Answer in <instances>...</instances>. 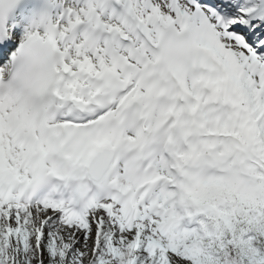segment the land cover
I'll return each mask as SVG.
<instances>
[{"label":"snow or ice","instance_id":"6c2138e0","mask_svg":"<svg viewBox=\"0 0 264 264\" xmlns=\"http://www.w3.org/2000/svg\"><path fill=\"white\" fill-rule=\"evenodd\" d=\"M0 264H264V0H0Z\"/></svg>","mask_w":264,"mask_h":264}]
</instances>
